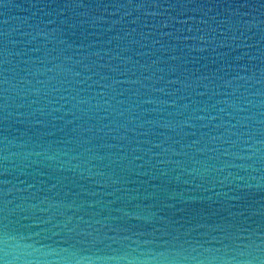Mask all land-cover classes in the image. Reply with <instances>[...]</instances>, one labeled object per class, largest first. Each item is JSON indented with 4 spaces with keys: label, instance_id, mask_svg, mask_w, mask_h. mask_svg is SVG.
I'll list each match as a JSON object with an SVG mask.
<instances>
[{
    "label": "water",
    "instance_id": "water-1",
    "mask_svg": "<svg viewBox=\"0 0 264 264\" xmlns=\"http://www.w3.org/2000/svg\"><path fill=\"white\" fill-rule=\"evenodd\" d=\"M0 264H264V0H0Z\"/></svg>",
    "mask_w": 264,
    "mask_h": 264
}]
</instances>
